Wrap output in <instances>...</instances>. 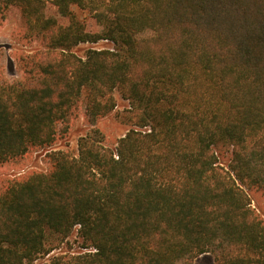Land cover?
I'll use <instances>...</instances> for the list:
<instances>
[{
  "label": "trees",
  "instance_id": "trees-1",
  "mask_svg": "<svg viewBox=\"0 0 264 264\" xmlns=\"http://www.w3.org/2000/svg\"><path fill=\"white\" fill-rule=\"evenodd\" d=\"M12 8L31 48L0 73V165L35 160L0 177V264H264V0H0V28Z\"/></svg>",
  "mask_w": 264,
  "mask_h": 264
},
{
  "label": "rangeland",
  "instance_id": "rangeland-1",
  "mask_svg": "<svg viewBox=\"0 0 264 264\" xmlns=\"http://www.w3.org/2000/svg\"><path fill=\"white\" fill-rule=\"evenodd\" d=\"M80 17L84 19L86 14L80 13ZM87 24L88 30L96 29L94 22L86 17L84 19ZM22 24L21 16L19 11L15 8H12L8 11L6 15V22L2 28H0V63L5 61L4 67L0 68V73L8 80H18L22 79L23 72L20 70L18 63L15 59L16 49L23 48V51L30 50L31 47L23 46L14 40L12 34L16 28H19ZM95 47L97 49H112L114 47L113 43L107 40H102L97 44L89 45H81L76 49V52L79 55H84L86 50L89 47ZM4 52V54H1ZM5 57V58H4ZM117 107L116 109L106 117L102 118L98 126L103 132L105 136V141L108 146L115 147L116 141L124 136L127 131L131 128V122L128 120L130 104L128 101L123 100L119 95H116ZM72 124V135L68 141L58 143L57 149L64 150L68 149L73 154L78 153V141L79 138L85 135L89 129V126L86 124L83 117L78 118ZM36 157V156H35ZM35 158L30 160L29 163L25 167H18L13 165H0V177L5 175H13L20 173V175L31 169V165L34 162ZM31 167V168H30ZM48 166L44 161V155L40 156L37 160V167L34 169H42L48 170ZM251 194V193H250ZM252 199L254 200L252 206L257 209L258 201L264 206V195L262 193L251 194ZM66 250L69 249L66 247ZM79 243L74 238L71 241V252L79 251ZM59 252V250L57 251ZM194 264H216L213 256L210 258H202L200 257L195 261Z\"/></svg>",
  "mask_w": 264,
  "mask_h": 264
},
{
  "label": "crops",
  "instance_id": "crops-1",
  "mask_svg": "<svg viewBox=\"0 0 264 264\" xmlns=\"http://www.w3.org/2000/svg\"><path fill=\"white\" fill-rule=\"evenodd\" d=\"M206 256L207 258H210L211 255L208 254V255L202 256V258H206Z\"/></svg>",
  "mask_w": 264,
  "mask_h": 264
}]
</instances>
